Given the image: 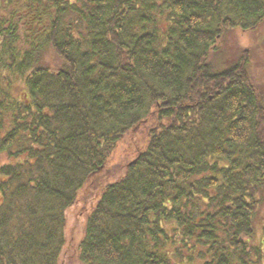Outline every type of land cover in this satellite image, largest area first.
Instances as JSON below:
<instances>
[{
	"label": "trees",
	"instance_id": "obj_1",
	"mask_svg": "<svg viewBox=\"0 0 264 264\" xmlns=\"http://www.w3.org/2000/svg\"><path fill=\"white\" fill-rule=\"evenodd\" d=\"M263 21L264 0H0V264H264V99L248 49L215 67Z\"/></svg>",
	"mask_w": 264,
	"mask_h": 264
},
{
	"label": "rangeland",
	"instance_id": "obj_2",
	"mask_svg": "<svg viewBox=\"0 0 264 264\" xmlns=\"http://www.w3.org/2000/svg\"><path fill=\"white\" fill-rule=\"evenodd\" d=\"M218 47L222 49V52L217 56L215 67L223 69L235 62L240 56V50L248 49V71L252 79L253 84L257 86L264 99V21L256 28L239 33L238 31L229 30L228 33L223 36L218 44ZM142 129V128H141ZM141 129L138 130L141 131ZM128 143H123L118 146L111 156V163L123 164L124 162L132 159L135 155L132 149L126 148ZM128 149V150H124ZM6 155H0V165L6 162ZM264 215V203L261 209V216ZM256 236L255 241L260 239V227L255 224ZM71 250V249H70ZM63 264V263H60ZM66 264H78V256L70 258Z\"/></svg>",
	"mask_w": 264,
	"mask_h": 264
}]
</instances>
